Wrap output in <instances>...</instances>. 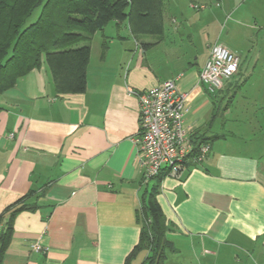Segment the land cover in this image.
<instances>
[{"label":"crops","instance_id":"1","mask_svg":"<svg viewBox=\"0 0 264 264\" xmlns=\"http://www.w3.org/2000/svg\"><path fill=\"white\" fill-rule=\"evenodd\" d=\"M201 4L211 7L195 18L207 34L200 63L193 22L181 12L178 23L166 7L159 37L136 39L127 22L111 23L99 41L94 35L84 92L59 93L46 63L0 92V216L22 199L33 206L15 215L3 264L125 263L155 182L138 162L139 107L128 88L168 79L188 94L185 126L211 150L160 178L157 198L176 247L164 264H264V0ZM217 43L240 64L212 94L199 73Z\"/></svg>","mask_w":264,"mask_h":264},{"label":"trees","instance_id":"2","mask_svg":"<svg viewBox=\"0 0 264 264\" xmlns=\"http://www.w3.org/2000/svg\"><path fill=\"white\" fill-rule=\"evenodd\" d=\"M168 0H0V92L17 79L46 63L59 93H81L86 89L91 44L94 35L110 23L129 25L132 35L159 37L164 30ZM40 9L36 20L30 19ZM108 43H103L104 56ZM195 145L208 142L192 135ZM192 160L185 169L195 166ZM165 170V169H164ZM162 171L154 177L139 208L138 243L124 264L145 252L142 264H164L176 250L168 238L170 225L158 201ZM33 208L24 199L0 216V264L13 232L15 215Z\"/></svg>","mask_w":264,"mask_h":264},{"label":"built area","instance_id":"3","mask_svg":"<svg viewBox=\"0 0 264 264\" xmlns=\"http://www.w3.org/2000/svg\"><path fill=\"white\" fill-rule=\"evenodd\" d=\"M201 9L205 5L194 4ZM240 57L227 46L217 43L199 73V82L210 93L220 91L238 71ZM128 93L138 100L139 132L135 138L138 146V162L146 182L162 171L178 175L185 163L192 160L202 163L211 150L209 142L192 141V133L185 126L190 111L188 94L178 88L176 79H168L146 89L128 88ZM165 169V170H164ZM33 251H42L37 242L31 244Z\"/></svg>","mask_w":264,"mask_h":264},{"label":"rangeland","instance_id":"4","mask_svg":"<svg viewBox=\"0 0 264 264\" xmlns=\"http://www.w3.org/2000/svg\"><path fill=\"white\" fill-rule=\"evenodd\" d=\"M202 3V0H168L166 2V7L168 8L167 9V14L168 16H170L171 14L174 15L177 19H178V23L180 22L181 20V16H180V13L183 12L185 14V16L188 18V21L189 23H192L193 22V25H194V30L193 32L195 33L196 35V38H195V41H196V47H197V52L200 54L199 56V63L202 62L203 60V54H204V51L206 50V47L205 46V39L207 37V34H206V29H205V26L203 25V21H200L198 19H195L197 17H199V13H201L203 10H205L206 8H210V6H206L205 9H196L193 7L194 4H201ZM212 6H216V3H214ZM40 13V9H38L34 15L32 16V18L30 19V22L31 21H34L37 19L38 15ZM192 17V18H191ZM191 18V19H190ZM113 22H110L104 29L106 31V34L108 31H112L114 28L112 26ZM126 29V28H125ZM188 30H184V34L187 33ZM99 32V36H97V38L95 40H98L99 41V37L101 36V33L100 31ZM110 34V33H109ZM150 37V36H149ZM181 44H184V45H188L190 44L189 43V40L186 38V37H183V40L180 41ZM96 41H94L93 45H94V48L96 46ZM192 45V44H191ZM192 50H195V48L193 47L192 45ZM100 50V46L97 44V51ZM95 51V49H94ZM196 51H194L195 53Z\"/></svg>","mask_w":264,"mask_h":264}]
</instances>
